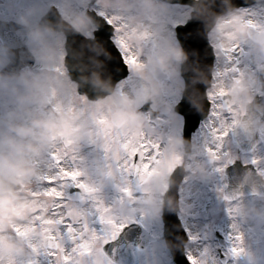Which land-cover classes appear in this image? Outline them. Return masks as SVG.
<instances>
[{
  "label": "rangeland",
  "instance_id": "rangeland-1",
  "mask_svg": "<svg viewBox=\"0 0 264 264\" xmlns=\"http://www.w3.org/2000/svg\"><path fill=\"white\" fill-rule=\"evenodd\" d=\"M19 1L20 5L18 8H21L23 11H28L31 8L36 11V13H33V15H31L32 17H28V19L33 18L34 14L44 13V11L46 12L48 7L53 5L59 10L62 17H64L67 21H70V23H72L75 27L81 28L80 24L77 25L76 23L78 19L75 15L78 16L79 13H82L84 9L88 8L90 0H33V3H31L30 0ZM0 2L1 4L3 3L1 6H4L0 9V11L3 12L1 14H4L6 9L10 12L8 5L11 7V2L5 0H0ZM127 2L133 3L135 5L131 11L124 10L121 0H100V7L97 8V12H103L106 16H108V13H112L111 17L116 16L119 19L121 18L128 21L129 24L127 27H125L127 28V33L129 35L128 46L137 56L138 62H140L141 58H149L150 55H153L154 60L162 48L165 51L171 52L174 48L173 51L176 53L177 47H172L170 45L171 32L168 30L167 26L169 21L181 23L184 17L187 15L186 9H174L171 12H173L175 16L172 20H169L167 11H164L165 8H163V11H159L157 8L156 11L147 13L141 9L139 4H135V0H127ZM259 6L260 3L248 9H241L236 12L237 14L228 17L230 22H227V26H229L230 23H233L232 21H237L234 23V32H236L238 35L235 37L232 36L235 38V43H231L229 45L226 44V46H224L225 44L223 45V42L220 38V29L215 30L211 37L213 44L217 46L216 51L219 58H224L226 56L229 58V56H232V53H234L233 45L240 46L244 52V56L239 61L243 68L241 77L247 80L249 79L248 76L253 75V70L251 69L257 66H264V42L261 44L253 43L246 35V27L248 25H255V27L264 34V8H259ZM5 14L9 15L10 13ZM221 27H225L224 22L221 24ZM86 32L87 31H85V34ZM225 37L230 38V35ZM58 38L60 37H55L53 41L56 49L58 48V43L60 44V40ZM226 47H229V49ZM56 58L61 59L62 57L58 53L56 54ZM175 65L176 58L170 64V70L168 71L170 74L169 79L164 85V90L169 97L167 101L171 104H173L176 100L178 95L177 91L182 85L181 81L177 77ZM129 71L130 78L126 82L128 84L132 82L135 75L147 73L146 71L141 70L138 66H133L132 69L129 68ZM51 75H54V73H45V83H47L48 87L51 88V90H47V94L50 101L55 102L56 106V108H53L51 114L58 113L60 115H65L67 118L68 115H70V111L73 109L68 106L67 100L68 95H70L71 85H66L65 87L63 86L65 91L61 92L60 94L61 90H59V88L55 85L57 82L52 81L56 78H52ZM1 96L4 95L0 94V99ZM1 107H5V103L2 101H0V108ZM74 118L75 115L72 113L68 118L69 122L71 123ZM175 121L178 122V120H176L173 115L169 113V115L165 118L163 127L160 129L161 140L163 142H167V144L171 143L173 145L169 144V146H167V149L164 150L165 152L163 151L164 153L159 158V165L152 168L151 170L150 181L142 189L145 194L141 197L143 200H145V207L142 208L129 207V205L125 204L118 205V203L121 201L112 195V193L118 191L119 183L116 182V177H125V179H127L128 174H124L121 167L119 166V168H113L112 173L110 174L107 172V169H105L104 174L102 175L99 162L101 159H103V155L97 147L103 141L98 140L99 137L97 136L100 135L98 133V129H86L84 124L77 126L76 135L74 138H72L71 145L75 142H79L81 144L79 146L80 158L78 159L77 166H79V169L83 172V175L80 178L83 184L86 186L85 190L87 193L85 197L76 204L59 201L60 203H63L64 207L62 210H58V214H54L51 211L52 205L54 206L55 204L59 203L55 202L56 199L53 197L44 195L45 203L40 202V205L38 206L36 205V202H33L30 206V210L41 209L42 214L41 217H34L35 219L29 222L26 227L32 226L34 224L36 226L31 227L28 232L31 233L33 231L32 234L36 237H41L42 235L47 237L52 235L60 237L65 231L62 223L63 216L65 214L70 215L78 229L82 225L88 224L89 227L94 228L96 231L95 233L91 231L81 233L78 231L72 240L66 242L67 251L72 247L71 252L69 251L67 254H72L73 249L87 247L90 249V252L83 256H77V264H97V261L101 262V264H107L108 261L105 259L101 251V247L103 244H105V239H107V242L112 239L110 238V234L104 230L106 225L99 222V216L104 214L107 217L116 219L118 222L126 221V224L130 222L141 223L155 236V241L150 243L145 250L136 252L135 264H171L168 255L164 252V248L162 247L163 243L159 238L160 223L156 219L158 216V211L156 207L155 193L159 188L162 189L164 186V167L167 165L172 166L177 163L176 161L178 151L176 144L178 141L179 126H177L178 124L176 125ZM228 127L230 128L231 126H227L226 128ZM105 128L108 132L109 127ZM226 128L223 127L224 130ZM129 129L130 125L126 126L125 133H129ZM167 131L169 132L166 133ZM153 134V129L146 127L145 138L150 139ZM134 140L135 138L132 136V139L129 141L131 144L129 149L130 152L133 151ZM153 141L155 142V139ZM45 161H47L46 157ZM37 162L43 163L42 160H38ZM49 163L52 165V160L49 159ZM106 167L108 168V160L106 162ZM45 175H49V173H46ZM156 182H158L157 188L155 187ZM43 183L47 184L46 181ZM202 193L203 196H207V192ZM231 208H233V216L234 214H238L236 211L239 212L241 210L242 213L243 210L252 208V204L249 205L248 203H243L240 206L235 205ZM104 209H107L106 213L103 212ZM258 212H264V209L260 207V209L258 208ZM21 215L24 216L23 213H21ZM40 219L43 220L41 221ZM188 227L191 230L190 243L192 245L187 249L192 250L191 256L195 259L196 264H219L216 259L217 246L206 236L205 230H207V227L204 225L193 224L190 221ZM5 229L15 231V228H13V226L10 224L9 226L0 225V232ZM220 229L227 239V249L233 257V264L236 263L239 258H242V256H245L244 258L246 260V264L251 263V261L254 260V253L258 249L263 252L262 257L258 260L261 262V264H264V218L259 215H249L245 213V216H242L240 225L237 226L235 221L229 220L228 223L221 226ZM241 229L243 231L245 230V237L243 236V231ZM239 230H241L242 233L239 232ZM200 234L202 235L200 236ZM237 237L240 238L238 239ZM259 238L262 240L260 245H252V242ZM2 239L4 242H2L4 245L3 250L5 252H3L2 255L0 254V260L8 253L9 250L12 249V246H10L9 243L14 245L10 236L3 235ZM36 244L39 246V242H36ZM27 245L31 246L30 239L23 240V246ZM22 248H19V250H23ZM233 248L241 249L240 253L238 255L233 253ZM32 249L34 250L35 248ZM37 251H39V247ZM15 252L16 251L14 249L10 253L14 254ZM12 254H10L9 257ZM14 258H16V256H14L12 259ZM43 264H53V258L45 257Z\"/></svg>",
  "mask_w": 264,
  "mask_h": 264
},
{
  "label": "snow or ice",
  "instance_id": "snow-or-ice-1",
  "mask_svg": "<svg viewBox=\"0 0 264 264\" xmlns=\"http://www.w3.org/2000/svg\"><path fill=\"white\" fill-rule=\"evenodd\" d=\"M100 15L105 16L103 12H100ZM106 19L109 24L115 27V32H117L119 30V25L116 23L117 18L110 16L106 17ZM250 26L255 27V25ZM115 43L123 54L124 62L129 66V68L132 69L133 66H136L138 64L137 56L132 52L126 41L121 37L115 35ZM237 50L243 51L242 49H240L239 45H233V52H236ZM229 59H231V57ZM56 70H60L59 66L56 68ZM232 70L235 72L240 71V69L235 66L232 68ZM77 96L83 99V96L79 95L78 93ZM209 102L211 104V108L213 109L215 107V102L212 99H209ZM225 107H227V105H225ZM97 129L98 133L101 136L107 135V129L104 127V121H97ZM112 135L118 140L117 155L119 156L122 172L124 174H134L138 178V181H143L148 175V172L151 170L152 162L159 158V143L154 142L148 138H137L134 141L135 151L129 152L126 150V145H128L129 141L132 139V134L114 132L112 133ZM224 136H227V131H220L218 129V140L222 139ZM211 150L212 149H210V151ZM120 153L123 154L120 155ZM50 155L52 157V160L55 162V166L59 168V171L55 175H45L41 177V181H46L49 185L52 186L35 192L34 195H46L55 198L57 201H63L66 194L61 191V187H63L65 183L71 182L73 186L80 189L86 187L83 182L79 180V177L83 175V172L79 168L69 170V168L62 166L63 161L69 160V153L66 150L63 152L53 151L52 153H50ZM75 159V157H72L69 161L74 163ZM252 163L256 164L258 163V161L256 159H253ZM49 167H52V165H49ZM220 171H223V168ZM124 191L129 196L131 195L130 189H124ZM224 198L225 200L230 199V197L228 196H225ZM63 207V203L55 204L53 206V213L58 214V210H62ZM103 212L106 213L107 209H104ZM99 222L106 225L104 230L105 232L110 234V238L113 240L116 239L117 235L123 230L126 224V221L118 222L116 219L107 217L104 214H101L99 216ZM62 223L65 229L64 233H62L60 237H56L54 235L49 237L44 246L45 251L42 253V255L44 257L53 258V264H77L76 257L88 254L90 252V249L87 247H81L79 249H73L72 254H66V242L72 240L78 231L81 233L88 231L95 233L96 230L94 228H90L88 224H84L78 229L71 216L67 214L63 216ZM35 226V224L28 227L17 226L15 228V231L17 234L27 235V232L30 230V228ZM237 238L239 239L240 237ZM104 243H107V239L104 240ZM232 251L233 253L238 255L241 249L233 248ZM189 260L191 264H196V261L192 256H189ZM0 264H5V262L3 260H0ZM8 264H41V260L38 257L30 258L27 261H16L10 259ZM97 264H101V262L97 261ZM107 264H113V262L111 260H108Z\"/></svg>",
  "mask_w": 264,
  "mask_h": 264
},
{
  "label": "clouds",
  "instance_id": "clouds-1",
  "mask_svg": "<svg viewBox=\"0 0 264 264\" xmlns=\"http://www.w3.org/2000/svg\"><path fill=\"white\" fill-rule=\"evenodd\" d=\"M125 11H131L135 6L127 0H121ZM144 12L152 13L157 10L155 0H135ZM82 21L77 20L79 25ZM21 23L28 24L27 19ZM56 30L42 24L30 27L28 37L33 45L34 55L44 61L52 62L56 59L57 49L54 44ZM176 58V53L162 50L153 60L154 73L167 72L170 64ZM59 86V84H58ZM156 87H160L159 84ZM22 89V90H21ZM48 84L45 77L29 72L27 69L10 76H0V94H6L12 103L19 108L27 109L28 105L44 102ZM16 113L10 112L7 119V133L0 136V168L8 169L16 166H25L26 157L31 154H39L46 147L49 138L59 130L60 118L50 115L47 118L35 117L29 124L15 123ZM249 215H259L264 218V212H258L255 208L244 210Z\"/></svg>",
  "mask_w": 264,
  "mask_h": 264
},
{
  "label": "flooded vegetation",
  "instance_id": "flooded-vegetation-1",
  "mask_svg": "<svg viewBox=\"0 0 264 264\" xmlns=\"http://www.w3.org/2000/svg\"><path fill=\"white\" fill-rule=\"evenodd\" d=\"M0 56H1V49H0ZM0 63H1V59H0ZM1 100L6 104L11 105V108L16 113V115L19 113L24 114L25 119L28 120V124L30 123V121L32 120V117H33V108L36 106V104L28 105L27 109L19 108L15 104L12 103L11 98L8 97L6 94L4 96H1ZM0 153H1V150H0Z\"/></svg>",
  "mask_w": 264,
  "mask_h": 264
},
{
  "label": "bare ground",
  "instance_id": "bare-ground-1",
  "mask_svg": "<svg viewBox=\"0 0 264 264\" xmlns=\"http://www.w3.org/2000/svg\"><path fill=\"white\" fill-rule=\"evenodd\" d=\"M260 8H264V6H261ZM220 80L223 82L224 78H221ZM114 140H117V139L115 138ZM52 212H53V210H52Z\"/></svg>",
  "mask_w": 264,
  "mask_h": 264
},
{
  "label": "water",
  "instance_id": "water-1",
  "mask_svg": "<svg viewBox=\"0 0 264 264\" xmlns=\"http://www.w3.org/2000/svg\"><path fill=\"white\" fill-rule=\"evenodd\" d=\"M138 240H141V239H138Z\"/></svg>",
  "mask_w": 264,
  "mask_h": 264
}]
</instances>
